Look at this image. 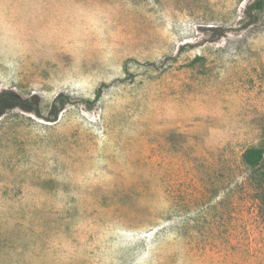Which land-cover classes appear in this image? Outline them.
<instances>
[{
    "label": "rangeland",
    "instance_id": "obj_1",
    "mask_svg": "<svg viewBox=\"0 0 264 264\" xmlns=\"http://www.w3.org/2000/svg\"><path fill=\"white\" fill-rule=\"evenodd\" d=\"M251 147L264 0H0V264H264Z\"/></svg>",
    "mask_w": 264,
    "mask_h": 264
},
{
    "label": "trees",
    "instance_id": "obj_2",
    "mask_svg": "<svg viewBox=\"0 0 264 264\" xmlns=\"http://www.w3.org/2000/svg\"><path fill=\"white\" fill-rule=\"evenodd\" d=\"M3 96V95H2ZM100 96V92L98 93V97ZM244 161L255 167L261 163L264 158V150L262 148L251 147L248 148L243 154Z\"/></svg>",
    "mask_w": 264,
    "mask_h": 264
}]
</instances>
